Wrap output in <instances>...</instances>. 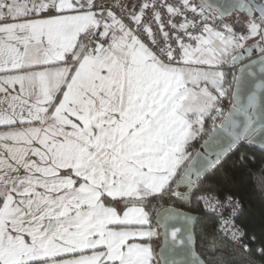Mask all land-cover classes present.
Wrapping results in <instances>:
<instances>
[{"label": "snow or ice", "instance_id": "6c2138e0", "mask_svg": "<svg viewBox=\"0 0 264 264\" xmlns=\"http://www.w3.org/2000/svg\"><path fill=\"white\" fill-rule=\"evenodd\" d=\"M257 64L264 0H0V264H264ZM164 197L218 219L154 249Z\"/></svg>", "mask_w": 264, "mask_h": 264}, {"label": "trees", "instance_id": "16d2710c", "mask_svg": "<svg viewBox=\"0 0 264 264\" xmlns=\"http://www.w3.org/2000/svg\"><path fill=\"white\" fill-rule=\"evenodd\" d=\"M193 147L198 149L199 143L193 142ZM193 150L190 148V151ZM260 161L257 159V164ZM257 169H253L256 171ZM239 183V181H237ZM241 198L245 204V218L250 221L251 226L257 231H260L261 227V218L259 213L262 208H264V192H261L255 188L251 184L240 185L239 187ZM172 206L175 208H182L188 210L190 212H194L197 215L198 223L195 225V229L199 232L205 228H211L213 222L217 220V217L209 211L205 210L202 204H197L195 198L192 199V202L181 201L176 199H169L168 197H164L158 201H152V203L146 209L149 212L150 219L153 218L155 212L159 210V208L164 206ZM158 232V231H157ZM160 236V235H159ZM159 236L152 238V244L154 249L157 248V244L159 241Z\"/></svg>", "mask_w": 264, "mask_h": 264}, {"label": "water", "instance_id": "95a60500", "mask_svg": "<svg viewBox=\"0 0 264 264\" xmlns=\"http://www.w3.org/2000/svg\"><path fill=\"white\" fill-rule=\"evenodd\" d=\"M226 2H227V0H220V3H226ZM258 58H259L258 55L253 57V59H258ZM255 71L257 73V76L255 78V83L254 84H245L240 89V91H241V96L243 98L244 96H246L249 89L254 90L257 94V98H258L257 110H259V100L262 96H264V89H261L259 87V85L262 83V81L260 79V70H259L258 64L255 67ZM198 149H199V147H198ZM186 216H190L193 218L191 223L186 222V220H185ZM197 218L198 217L194 212H190V211L182 209V208L179 209V208H175V207L168 206V205L159 208V210H157L155 212V215L152 219L154 225H156L158 228V233H160L159 241H158L156 249L160 248V246L163 244L164 239H165V237L163 235L165 232V228L162 226L164 223H167V231L169 233L167 239H168L169 244H171L172 241H171L170 232H171L172 228H174V227L180 228L181 232L178 233V237L183 238L185 235L184 230L186 228H191L193 226L195 227L196 221H198ZM177 246H179V245L177 244ZM177 258L179 259V257H177Z\"/></svg>", "mask_w": 264, "mask_h": 264}, {"label": "rangeland", "instance_id": "374dc122", "mask_svg": "<svg viewBox=\"0 0 264 264\" xmlns=\"http://www.w3.org/2000/svg\"><path fill=\"white\" fill-rule=\"evenodd\" d=\"M181 190H183V189H181ZM155 215V214H154ZM154 217V216H153ZM153 219V218H152ZM152 219H150V225L153 227V229L157 232L158 231V228H157V226L156 225H154V223H153V221H152ZM157 246V245H156Z\"/></svg>", "mask_w": 264, "mask_h": 264}, {"label": "built area", "instance_id": "2783aa9c", "mask_svg": "<svg viewBox=\"0 0 264 264\" xmlns=\"http://www.w3.org/2000/svg\"><path fill=\"white\" fill-rule=\"evenodd\" d=\"M203 205V204H202ZM203 207H204V205H203ZM210 212V211H209ZM212 213V212H211ZM212 214H214L216 217H217V219H218V214H215V213H212ZM225 215H227V213L225 212Z\"/></svg>", "mask_w": 264, "mask_h": 264}, {"label": "crops", "instance_id": "0c3cea01", "mask_svg": "<svg viewBox=\"0 0 264 264\" xmlns=\"http://www.w3.org/2000/svg\"><path fill=\"white\" fill-rule=\"evenodd\" d=\"M151 228L153 229V227L151 226ZM154 230V229H153Z\"/></svg>", "mask_w": 264, "mask_h": 264}]
</instances>
